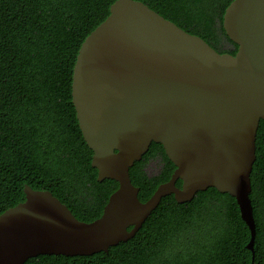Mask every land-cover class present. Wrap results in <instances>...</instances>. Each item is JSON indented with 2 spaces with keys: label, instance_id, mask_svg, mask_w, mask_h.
<instances>
[{
  "label": "water",
  "instance_id": "95a60500",
  "mask_svg": "<svg viewBox=\"0 0 264 264\" xmlns=\"http://www.w3.org/2000/svg\"><path fill=\"white\" fill-rule=\"evenodd\" d=\"M223 29L235 55L218 53L142 2L110 6L80 46L71 97L97 181L118 188L102 215L85 223L49 191L25 185V201L0 215V264L108 253L135 236L163 197L184 204L209 188L235 199L253 261L250 175L264 122V0H233ZM152 143L175 170L140 202L129 169Z\"/></svg>",
  "mask_w": 264,
  "mask_h": 264
},
{
  "label": "trees",
  "instance_id": "16d2710c",
  "mask_svg": "<svg viewBox=\"0 0 264 264\" xmlns=\"http://www.w3.org/2000/svg\"><path fill=\"white\" fill-rule=\"evenodd\" d=\"M116 0H0V215L25 201L27 185L49 191L82 222L103 212L118 183L97 181L93 152L79 129L72 104L73 67L85 38L109 15ZM218 53L237 46L223 29L233 0H135ZM250 175L256 224L254 259L234 198L214 188L178 204L163 197L135 236L108 253L66 257L39 255L24 264H264V122L255 141ZM157 160L159 172L145 168ZM175 166L152 143L129 169L138 199L147 201ZM177 187L181 181H177Z\"/></svg>",
  "mask_w": 264,
  "mask_h": 264
},
{
  "label": "rangeland",
  "instance_id": "374dc122",
  "mask_svg": "<svg viewBox=\"0 0 264 264\" xmlns=\"http://www.w3.org/2000/svg\"><path fill=\"white\" fill-rule=\"evenodd\" d=\"M160 169V164L157 160L150 161L146 168L145 171L149 176H154L159 172Z\"/></svg>",
  "mask_w": 264,
  "mask_h": 264
}]
</instances>
